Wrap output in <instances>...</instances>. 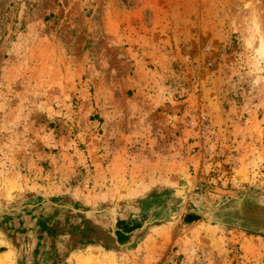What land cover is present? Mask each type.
<instances>
[{"label":"rangeland","instance_id":"rangeland-1","mask_svg":"<svg viewBox=\"0 0 264 264\" xmlns=\"http://www.w3.org/2000/svg\"><path fill=\"white\" fill-rule=\"evenodd\" d=\"M0 264H264V0H0Z\"/></svg>","mask_w":264,"mask_h":264},{"label":"trees","instance_id":"trees-1","mask_svg":"<svg viewBox=\"0 0 264 264\" xmlns=\"http://www.w3.org/2000/svg\"><path fill=\"white\" fill-rule=\"evenodd\" d=\"M199 220V217L195 214H186L183 218V222L190 224Z\"/></svg>","mask_w":264,"mask_h":264}]
</instances>
